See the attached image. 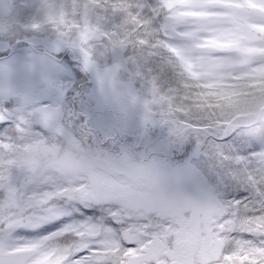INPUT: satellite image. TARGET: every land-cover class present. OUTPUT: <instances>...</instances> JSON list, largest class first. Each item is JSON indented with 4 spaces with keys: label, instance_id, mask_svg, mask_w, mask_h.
Masks as SVG:
<instances>
[{
    "label": "snow or ice",
    "instance_id": "obj_1",
    "mask_svg": "<svg viewBox=\"0 0 264 264\" xmlns=\"http://www.w3.org/2000/svg\"><path fill=\"white\" fill-rule=\"evenodd\" d=\"M106 22L117 35L125 26L136 28L147 57L136 67L146 69L150 95L131 92L132 105L142 106L145 130L166 128L167 149L194 141V156L211 167L206 174L196 165L167 170L147 153L117 150L112 138L97 140L83 117L69 121L62 109L44 103L38 107L47 122L25 136V96L5 83L0 151L27 139L75 138L96 163L91 174L71 181H35L23 168L0 162V264H261L264 128L231 127L215 111L197 109L194 97L225 78L264 70V0H157L154 6L131 0L112 4ZM248 36L260 56L241 44ZM82 62L89 70L83 56ZM193 178L201 186L195 199L181 192ZM229 181L242 198H226ZM22 228L47 234L14 237Z\"/></svg>",
    "mask_w": 264,
    "mask_h": 264
},
{
    "label": "rangeland",
    "instance_id": "obj_2",
    "mask_svg": "<svg viewBox=\"0 0 264 264\" xmlns=\"http://www.w3.org/2000/svg\"><path fill=\"white\" fill-rule=\"evenodd\" d=\"M130 2L0 0V95L4 94V80L9 79L16 94L25 96L21 109V120L25 125L21 131L25 136L32 135L35 124L47 122L46 112L38 107L39 103H44L62 109L69 121L83 117L97 140L112 138L117 150L123 146L133 153H147L167 170L186 171L196 165L206 174L211 164L194 156V141L171 149L162 147L168 142L167 129L151 126L145 130L142 106L132 105L131 92L141 98L150 95L147 71L136 67V64L144 65L147 57L135 39L136 28L126 36L117 35L106 22L112 4L123 7ZM142 2L146 6L157 4V0ZM111 37L113 42H110ZM256 43L253 36L241 40V44L253 49L249 53L252 57L261 55ZM78 51L89 70H84ZM224 84L231 85V88L224 86V89L234 91L209 97L206 89L204 95L194 97L197 109L202 110L212 103L219 106L227 95L230 97L228 101L232 99L233 104L246 107L247 103L239 99L246 91L252 95L247 98L248 104L252 105L257 98L264 96V70L257 69L236 81L225 78L213 87ZM250 87L253 88L251 92ZM224 96L226 98L221 101ZM228 101L224 108L231 104ZM263 112H259V118ZM253 119L252 116L235 115L232 122L236 125L233 127ZM107 147L112 148L111 142ZM240 154L248 155L243 151ZM0 162L23 168L35 181L52 180L61 175L75 179L92 173L96 156L75 138L50 142L40 137L24 140L8 152L0 151ZM209 182L216 184L217 181L211 177ZM181 188L191 198L201 194V186L194 178L186 180ZM224 194L227 199L242 198L241 193L227 188ZM46 234L43 229L22 228L13 236L33 239Z\"/></svg>",
    "mask_w": 264,
    "mask_h": 264
},
{
    "label": "trees",
    "instance_id": "obj_3",
    "mask_svg": "<svg viewBox=\"0 0 264 264\" xmlns=\"http://www.w3.org/2000/svg\"><path fill=\"white\" fill-rule=\"evenodd\" d=\"M133 28H130L128 26H125L122 31H123V35H127V34H130L131 31H132ZM117 36V35H115ZM110 42H113V38L111 37L110 39ZM224 86H228L230 87L231 85L230 84H227V85H220L219 87H209V88H206L207 89V92L206 94L209 95V97L211 96H215V95H218L219 93H225V94H228L229 92H233L234 89H228L226 87V89H224ZM231 88V87H230ZM233 88V87H232ZM204 89V90H206ZM253 90V88L250 87V92ZM242 92V91H241ZM245 94H241V96L239 97V99H241L242 101H245L247 103V106L244 107L245 105H236V104H233L231 101H228L229 98H228V95H227V99H225L224 101H222L224 98H226V96H224L219 104V106H217L218 104H214L212 103V105H209V106H206L204 108H201L202 110H213L215 111L216 115H218L219 117H221L223 119V122L228 124L229 126L233 127L234 125H236L235 123L232 122V118L236 116H243L244 118L245 117H253L255 119L253 120H249L248 122H245V123H240L238 124L237 127H245V128H250V129H261V128H264V112L263 114L261 115V118L260 117V111L261 110H264V96L262 98H254L256 99L257 101L255 103H252V105L248 104V96H251L252 95H248L247 94V91L246 92H243ZM255 94V93H254ZM260 96V95H259ZM261 97V96H260ZM259 100V101H258ZM231 102V104H227L228 107H225L224 108V103L226 102ZM257 103V104H256ZM213 107V108H211ZM229 187H227L228 190H233L235 192H239L241 193V191L239 189H237L235 186H231V182H227Z\"/></svg>",
    "mask_w": 264,
    "mask_h": 264
},
{
    "label": "water",
    "instance_id": "obj_4",
    "mask_svg": "<svg viewBox=\"0 0 264 264\" xmlns=\"http://www.w3.org/2000/svg\"><path fill=\"white\" fill-rule=\"evenodd\" d=\"M5 83H7L8 85H10V86L12 87V83L10 82L9 79H5L4 82H3V84H5ZM181 192H182L183 195L186 196V194H187V191H186V190H183V189L181 188ZM200 196H201V194L197 195L195 198H199ZM195 198H194V199H195Z\"/></svg>",
    "mask_w": 264,
    "mask_h": 264
},
{
    "label": "clouds",
    "instance_id": "obj_5",
    "mask_svg": "<svg viewBox=\"0 0 264 264\" xmlns=\"http://www.w3.org/2000/svg\"><path fill=\"white\" fill-rule=\"evenodd\" d=\"M57 178L58 179H64V180H67V181H71L72 180L70 177L64 176V175L58 176Z\"/></svg>",
    "mask_w": 264,
    "mask_h": 264
},
{
    "label": "flooded vegetation",
    "instance_id": "obj_6",
    "mask_svg": "<svg viewBox=\"0 0 264 264\" xmlns=\"http://www.w3.org/2000/svg\"><path fill=\"white\" fill-rule=\"evenodd\" d=\"M187 196H188V192H187V194H186ZM189 198H191V197H189Z\"/></svg>",
    "mask_w": 264,
    "mask_h": 264
}]
</instances>
